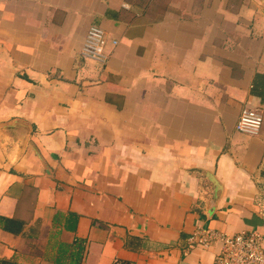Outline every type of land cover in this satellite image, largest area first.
Listing matches in <instances>:
<instances>
[{"label":"crops","instance_id":"obj_1","mask_svg":"<svg viewBox=\"0 0 264 264\" xmlns=\"http://www.w3.org/2000/svg\"><path fill=\"white\" fill-rule=\"evenodd\" d=\"M158 1L0 0V264H215L198 226L264 245V0Z\"/></svg>","mask_w":264,"mask_h":264},{"label":"built area","instance_id":"obj_2","mask_svg":"<svg viewBox=\"0 0 264 264\" xmlns=\"http://www.w3.org/2000/svg\"><path fill=\"white\" fill-rule=\"evenodd\" d=\"M108 39L105 31L96 25H91L82 47L85 57L105 61ZM116 44V40L111 41ZM262 114L252 108L241 109L235 128L246 134H255L261 127ZM212 242L219 243L215 264H264V245L262 238L254 230L239 231L232 234L198 226L188 237V244L207 246Z\"/></svg>","mask_w":264,"mask_h":264},{"label":"trees","instance_id":"obj_3","mask_svg":"<svg viewBox=\"0 0 264 264\" xmlns=\"http://www.w3.org/2000/svg\"><path fill=\"white\" fill-rule=\"evenodd\" d=\"M153 1L155 2V0H153ZM156 1H158V0H156ZM160 1H161V0H159L158 3H159Z\"/></svg>","mask_w":264,"mask_h":264}]
</instances>
